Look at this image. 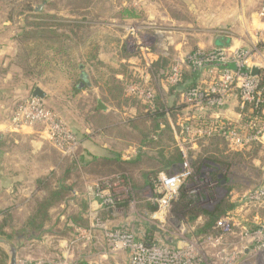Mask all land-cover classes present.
<instances>
[{
	"label": "rangeland",
	"instance_id": "374dc122",
	"mask_svg": "<svg viewBox=\"0 0 264 264\" xmlns=\"http://www.w3.org/2000/svg\"><path fill=\"white\" fill-rule=\"evenodd\" d=\"M74 4H78V0L76 2L0 0V83L2 87L13 89L16 87L18 89L16 94L19 93V95L25 92V96L21 99L32 96L36 86L42 87L47 93V97L41 99L45 107L53 111L69 129L74 131L81 142L80 148L74 153H63L47 140L44 125L33 124L29 127H37L36 131L42 135L40 138L49 143V146H45L44 152L38 153L29 146L28 140H24L20 147L14 149L15 153L12 155L15 158L10 156L11 163L6 160L0 161V164L6 167L5 170L0 171V232L17 246L18 263L42 261L47 264H128L129 256L126 251L112 252L106 232L115 227L128 228L147 242L157 235L162 237L163 245L173 247L172 245L176 244L183 247L186 240L180 238L178 228L179 225L184 224L186 239L192 240L193 236H200L197 241L187 242L190 247L194 246V253L188 255L201 260L199 264H264V250L259 253L253 246L264 245V239L250 244L245 239H241L239 228L234 227L231 234L218 240L219 231L215 228V224L211 229L200 232L204 220L188 222L185 215L175 211L173 201L167 215L162 217L164 223H155L148 219L149 214L154 211L150 209L152 205H155L152 201L154 189L148 187L142 172L156 170L176 172L179 170V165H174L171 170L164 167L159 163L157 149L149 146H142L144 155L136 160L138 153H131L130 149L133 147L137 149L139 146L137 142L121 138L115 131L117 127L108 125L103 127L106 122L103 120L101 122L95 117L97 114L95 109L100 100L109 110L107 114H104L105 116L112 118L114 123L119 121L120 124H125L136 114L138 105L146 103L147 100L128 94L126 87L124 100L110 98L102 91V81L99 80L102 68L87 65L83 51L86 50L83 48L86 45L84 40H89L93 36L98 23H86L89 21L86 17L56 16V12L60 10L69 13ZM91 4L95 2L91 1ZM30 13H40L43 17L38 19L32 17L33 14L27 17ZM141 20L143 19L132 21L135 29H141L139 27L143 23ZM96 21L101 22L102 19H96ZM38 24H41L40 28L47 27L54 34L61 35V40L54 34L48 35V44L56 46L63 44L74 49L77 60L80 61V70L91 76L89 80L92 83L91 88L76 91L66 76L51 71L43 73L37 69H26L20 64L18 53L21 52V44L18 41V35L23 29L31 30ZM119 30L123 32L122 27ZM132 33L125 36L128 40L126 44L130 45L129 50L121 47L116 40L117 36L108 34L100 49V59L113 69L124 67L127 73L122 76V80L126 83L144 78L155 87L156 98L163 107L164 120L174 137L173 145L185 152L189 166L190 173L182 187L185 186L191 198L202 208L212 210L221 201L233 204V209L225 215L233 214L236 221H240L241 216H246L251 227L258 228L259 221L264 220V209L252 207L237 211V207L248 191L264 184V144L255 143L241 149L232 148L224 139L219 141L189 137L184 141L178 138L175 131L178 130L179 122L188 109L181 95L183 90L179 92L171 86L167 82V74L176 60L182 58L184 54L176 58L173 51L158 49L156 43L149 47L143 44L137 45L140 39L137 41L135 32ZM149 33L144 37L145 43L150 44L156 39V35ZM81 38L84 40L82 41ZM23 41L31 42L26 38ZM163 51L167 54L163 55ZM211 51L215 49L203 52ZM148 53L152 55L147 56ZM156 55L166 59L167 64L160 66V63H157L160 58L157 61L154 60ZM123 57L125 62L121 63ZM191 72L197 71L184 67L180 83H183L185 76ZM205 80V83L209 81L206 77ZM21 99L15 102L8 116L9 119ZM230 105L229 101L225 108L215 112H222ZM83 127L90 128L91 141L106 142L110 149L121 151L122 156L123 154L129 156L124 161L130 162L122 165L123 170L108 171L106 166H95L83 161V156L91 160L87 156L89 151L86 143L83 144V134H80ZM154 137L157 139L158 135ZM216 145L224 155L235 157V160H231L229 166H222L210 160L212 158H208L204 160L198 172L195 164L202 157H215L213 153L205 151ZM14 159L16 161H13ZM218 167L219 177L215 178L213 172H216ZM15 171L17 175L11 176ZM49 171H54L56 177L53 181L57 180L56 185L66 186L69 191L62 203L50 209L49 217L46 218L42 227L35 228L28 224L29 217L35 212L36 200L43 197L45 193L37 179ZM96 186L113 195L112 197H116L114 208L104 206L98 209L96 207L95 201L99 202L100 198L93 197L91 194ZM93 209L95 212L98 211L99 220L106 224L107 230L96 226V221L90 215ZM155 224L161 225V228L157 229ZM23 231H25L23 238L18 239V234ZM169 238L171 241L168 243L165 240ZM160 248L162 249L163 246ZM9 262V254L0 247V264H9Z\"/></svg>",
	"mask_w": 264,
	"mask_h": 264
},
{
	"label": "built area",
	"instance_id": "2783aa9c",
	"mask_svg": "<svg viewBox=\"0 0 264 264\" xmlns=\"http://www.w3.org/2000/svg\"><path fill=\"white\" fill-rule=\"evenodd\" d=\"M258 16L264 21V1L258 10ZM143 46L147 47L146 44ZM203 51L195 50L178 58L167 74V82L174 87L181 82L184 67L202 72L209 79L205 84H199L181 92L188 111L179 122L178 130L175 131L176 136L184 141L189 137L212 138L216 136L224 139L232 148L241 149L255 143H263L264 80L262 81L259 75L253 76L251 68L264 59V30L259 46L255 48H217L207 53ZM149 83L148 79H145L144 83L129 81L126 91L128 94L142 97L145 100H153L157 93L155 87ZM236 96L239 107L238 120L220 114L214 115L215 110L225 108L227 102H231ZM8 124L12 131H20L33 124L44 125L45 133H43L47 140L66 154L74 153L81 146L76 133L69 129L53 111L46 108L42 100L37 97L30 96L21 99L8 120ZM181 152L184 161L178 171L173 173L161 171L157 175L152 197L156 209L148 216L152 222L164 223L162 217L167 215L172 201L178 196L181 186L190 173L185 152ZM104 182L107 183L106 180ZM91 194L93 197L99 196L100 198L99 202L96 201L98 209L104 206L106 208L115 207L116 197L99 189V186H96ZM252 207L264 209V184L248 191L240 201L237 211ZM94 210L90 215L96 221V226L106 229V224L99 220L98 211ZM155 225L157 229L161 228V225ZM257 226L259 227H251L246 216H241L240 221H236L231 213L219 218L215 223V228L219 231L218 240L231 234L234 227H237L240 230L241 239H245L250 244L264 239V220H260ZM179 229L180 238L186 240L183 247L176 244L172 245L173 247L163 245L162 237L157 235L151 240L152 242H147L135 231L121 227H115L106 232V238L112 247V252L126 251L129 256L128 264H199L201 260L188 255L194 253V246L190 247L187 242L197 241L200 236H193L192 240L186 239L185 225H179ZM165 241L169 243L171 239ZM253 246L259 253L264 250V245ZM18 264L47 263L23 261Z\"/></svg>",
	"mask_w": 264,
	"mask_h": 264
},
{
	"label": "crops",
	"instance_id": "0c3cea01",
	"mask_svg": "<svg viewBox=\"0 0 264 264\" xmlns=\"http://www.w3.org/2000/svg\"><path fill=\"white\" fill-rule=\"evenodd\" d=\"M91 1L95 2V4H91ZM263 1L78 0V4H74L75 6H72V10L69 13L60 10L56 12V16H69L71 18L86 17L89 19L86 23H98L93 35L99 36L101 48L108 34H114V36H117L116 40L121 44V47L124 50H129L130 45L129 43L126 44L128 40L125 36L135 32L136 40L138 41L140 39L137 45L146 44L149 47L156 43L158 49L173 51L177 58L181 54L185 55L190 53L189 51L195 50L255 48L259 46L261 34L264 30V21L259 18L258 10ZM71 2H76V0H71ZM126 9L137 10L140 13V17L127 18L124 16ZM96 19H102V21L95 22ZM138 19H143L141 20L143 23L139 25L140 30L135 29L132 25V21H138ZM120 27L123 28L124 33L119 30ZM149 32L156 35V39L150 42V44L145 43L146 40L144 37ZM166 51H163L162 54L166 55ZM150 55L152 53H148L147 56ZM158 58H160L159 55H156L154 60L157 61ZM120 62L124 63L125 58L123 57ZM256 66L259 67V76L264 79V59L259 61ZM122 76V74H118L117 78L122 79ZM80 77L84 80L79 85L82 90L86 88L84 87L85 85H87V88L92 87V83L89 81L91 80L90 75L83 73L81 70ZM205 81V75L203 73L191 72L185 76V83L181 88L185 90V87L188 88L191 84L197 86L204 84ZM3 87L0 83V147L2 148L0 149V161L3 162L6 160L8 163H11L12 159L10 156L15 153L14 149L18 148V146L20 147L24 140H28L30 142L29 146L42 154L45 146H49V143L40 138L42 135L36 131L37 127L12 131L8 124V116L12 111L11 109L14 108L17 100L25 96V92L19 95V93L16 94L18 91L16 87L14 89L12 87ZM181 90L177 91L180 92ZM230 104L222 112H216L214 115L220 114L233 120H238L239 107L237 96L232 99ZM99 105H102V108ZM97 108L104 114L109 112L108 108L100 100L98 101ZM103 127L106 126L103 125ZM81 129L80 134H83V144L86 143L89 151L87 156L91 160L95 156L112 157L116 156L117 153L121 154V151L110 149L106 142L91 141L90 128L83 127ZM130 152L138 153V148L133 147L130 149ZM12 156V158H15L14 155ZM128 158L129 156L127 154L126 156L124 154L123 156L121 155L122 160H127ZM13 161H16V159ZM5 168L3 164H0V171L5 170ZM13 175L16 176L17 172L15 171L11 176Z\"/></svg>",
	"mask_w": 264,
	"mask_h": 264
},
{
	"label": "trees",
	"instance_id": "16d2710c",
	"mask_svg": "<svg viewBox=\"0 0 264 264\" xmlns=\"http://www.w3.org/2000/svg\"><path fill=\"white\" fill-rule=\"evenodd\" d=\"M30 10L33 11L34 9L30 8ZM32 14V17L38 19L43 17L40 13H30L27 17L31 16ZM124 14V16H126L127 18L140 17V13L134 9H126L124 11ZM45 19L47 18L45 17ZM40 25L41 24H38L34 27H38L37 29H23L19 33L18 41L21 44V52L18 53V60L20 64H22V66L26 69H37L38 71L43 73H45L46 71H51L52 73L66 76L71 81L73 89H75L76 91H81L82 89L79 87V85L84 80L80 77V61L77 60L74 49L68 48L63 44L60 46H56L51 43L48 44V35L54 33L50 28H40ZM54 35H56V37L61 40L60 34ZM25 38L31 40V42H24L23 39ZM83 40L84 39H82V41ZM57 41L58 40L56 39V42ZM84 41L86 45L83 48L86 50L83 51L85 52L84 56L86 57L87 65H90L91 67L96 66L102 68V71L99 73V80L102 81V90L108 96H110V98L122 99L124 96H126L125 87L127 83L124 80L117 78V75L122 74L123 76H125L127 70L124 67H122V69H113L112 66L106 64V62L100 59L101 40L98 35H93L91 38H89V40L85 39ZM157 63H160V66H164L165 64H167V60L164 58H160ZM99 80L96 81L98 82ZM263 80L264 79H262V81ZM144 81V78H142L134 79V81L132 82L144 83ZM184 83V81L183 83H179L180 86H175V89L181 90V87ZM84 87L87 88V85H85ZM192 87H196V85L191 84L190 87H185V90ZM132 99L135 100V98ZM162 108L163 107L158 102L157 98L153 100H147L146 103L138 105L136 114L132 116L125 124H120L121 122L119 121L117 123H114V120L112 118H108V116H105L104 113L98 108L95 109V111L97 112L95 117L98 118L101 122L102 120L106 122L104 126L108 125L109 127H117L115 131H117V134L121 138L128 139L131 142H137V145L139 146L137 147L138 155L136 160H139L144 155L142 146H149L152 149H157L159 153V163L161 165L169 168L170 170L173 169L174 165H179L180 169L181 163L183 162L181 151L177 146L173 145L174 137L169 125L164 120V112ZM154 135H158L157 139L154 137ZM208 139L220 141L222 138L215 136ZM205 152H211L215 157H202L201 159H199L200 161L198 160V162L195 164V168L196 170H198V172L202 168L204 160L208 158H212L210 160L222 166H229L232 162L231 160H235V157L224 155L223 151L218 149V145H216L215 147L207 148ZM83 159V161L87 164L91 163L95 166H106L108 171L123 170L122 165L130 162L122 160L120 153H117L116 156L112 157L95 156L92 158V160H87L85 156H83ZM218 171L219 167L218 169H216V172H213V176L215 178L219 177ZM159 172V170L142 172L150 189H153L155 187V184L157 182V175ZM166 172L173 173L172 171ZM55 177L56 176L54 171H49L46 175L37 179L39 186L42 190H44L45 193L43 197L36 200L35 212L29 217L28 224L35 228H41L42 224L45 223L44 221L46 220V218L49 217L50 209L55 205L62 203L66 199V194L68 193L69 188L62 185H56L57 180L53 181ZM173 203L175 211L178 212V214L185 215L184 217H186L185 219H187L188 222L195 223L198 219L204 220V224L202 228H200V232L211 229L221 216L225 215L234 207L233 204H230L226 201H221L212 210L202 208L196 204V201L194 199L191 198L185 186H181L179 194L177 198L173 200ZM150 209H156V205H152ZM23 233H25V231L18 234L17 238L22 239ZM0 235L4 236L2 232H0Z\"/></svg>",
	"mask_w": 264,
	"mask_h": 264
},
{
	"label": "water",
	"instance_id": "95a60500",
	"mask_svg": "<svg viewBox=\"0 0 264 264\" xmlns=\"http://www.w3.org/2000/svg\"><path fill=\"white\" fill-rule=\"evenodd\" d=\"M251 74L253 76L259 75V67L254 65L251 68ZM46 95H47L46 91L40 86H36L32 92L33 97H37L40 99H44ZM99 107L102 108V105H99ZM0 247L5 249L9 254L10 257L9 264H18V259H17L18 248L12 241L0 235Z\"/></svg>",
	"mask_w": 264,
	"mask_h": 264
}]
</instances>
